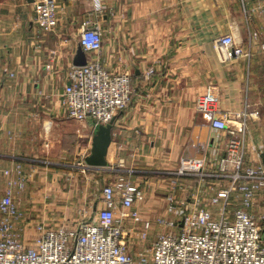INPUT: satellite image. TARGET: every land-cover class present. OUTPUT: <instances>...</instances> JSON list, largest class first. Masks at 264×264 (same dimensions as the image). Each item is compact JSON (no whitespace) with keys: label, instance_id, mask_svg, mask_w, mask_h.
I'll return each mask as SVG.
<instances>
[{"label":"crops","instance_id":"0c3cea01","mask_svg":"<svg viewBox=\"0 0 264 264\" xmlns=\"http://www.w3.org/2000/svg\"><path fill=\"white\" fill-rule=\"evenodd\" d=\"M57 1L58 27L39 41L34 0H0V198L5 169L21 163L31 173L17 196L23 207L32 213L58 204L74 214L100 198L102 183L119 170L142 188L145 213H167L169 171L180 159L203 158L206 169L217 170L224 152V139L195 107L199 94L217 98L220 107L249 112L248 156L262 162L264 14L252 9L257 0ZM88 18L104 29L105 67L129 73L133 92L116 116L107 167L94 172L95 181L82 174L66 180L67 169L44 167L33 157L62 158L67 150L78 151L82 138L88 140L83 153L91 151L96 128L91 120L70 119L74 125L66 130L60 95L80 44V24ZM227 32L250 57L221 60L218 37ZM150 67L154 73L147 77ZM191 182L175 195L191 198L199 186Z\"/></svg>","mask_w":264,"mask_h":264},{"label":"built area","instance_id":"2783aa9c","mask_svg":"<svg viewBox=\"0 0 264 264\" xmlns=\"http://www.w3.org/2000/svg\"><path fill=\"white\" fill-rule=\"evenodd\" d=\"M33 4L40 41L58 27V1L34 0ZM252 9L264 14V0H257ZM77 38L88 54L87 63L71 65L61 101L67 117L91 120L97 128L128 107L132 78L105 67L101 58L104 29L99 20L84 19ZM218 45L223 61L251 54L230 32L218 37ZM153 73L150 67L146 76ZM195 107L224 139V152L218 169L211 172L203 158L180 159L175 173L185 179L199 175L201 181L191 198H174L170 188L165 198L167 213L147 214L142 188L116 167L115 176L102 183L100 198H91L76 213L68 215L58 204L34 208L31 213L17 199L31 173L21 163L5 169L0 264H264V164L248 156L249 112L220 107L218 99L208 94H199ZM90 152L67 163L66 180L81 174L94 180V172L107 167L89 165Z\"/></svg>","mask_w":264,"mask_h":264},{"label":"water","instance_id":"95a60500","mask_svg":"<svg viewBox=\"0 0 264 264\" xmlns=\"http://www.w3.org/2000/svg\"><path fill=\"white\" fill-rule=\"evenodd\" d=\"M87 63V54L82 45L79 44L74 58V65H84ZM114 117L110 122L101 123L96 128L92 137L91 152L86 157V162L91 166L105 167L108 165L107 154L110 144L113 140V129L115 126ZM262 163L264 164V152L262 154Z\"/></svg>","mask_w":264,"mask_h":264},{"label":"rangeland","instance_id":"374dc122","mask_svg":"<svg viewBox=\"0 0 264 264\" xmlns=\"http://www.w3.org/2000/svg\"><path fill=\"white\" fill-rule=\"evenodd\" d=\"M59 12V11H58ZM71 118H69V117H67V116H65V122H66V130H70L71 129V127L70 126H72V125H74V124H72V122H74L73 120H70ZM74 120H76V119H74ZM79 121V120H78ZM52 128V127H51ZM85 138H87V137H85ZM51 139H53L52 138V136H51ZM88 143V140L86 139H84V138H82V140H81V144L80 145H78V148H80L78 151H70V150H67L66 151V155L64 156L63 155V157L62 158H65V161H60L61 160V158H60V156L61 155H50V156H46V155H44V157L43 156H37V157H33V158H35V159H37L38 161V163H40L42 166H50V165H57L58 166V164H56V162L57 161H59V162H64L65 164L64 165H62V164H59V166L58 167H60V168H67V167H69L68 165H67V163H70V162H72V161H75V160H77L80 156H81V154H83V150H85V149H87V144ZM54 156V157H53ZM56 156V157H55ZM58 157V158H57ZM176 169L177 168H173V196H174V198H184V197H177L176 195H175V191H176V189L178 188V187H181V185L184 183V185H183V187H184V189H185V183L186 182H188V180H192V184H194L195 186H196V184H198L199 183V181H201V177L198 175V177L196 176V175H194V176H192L191 178H187L188 180H186L185 179V181H183L184 180V176L183 175H178L177 173H175V171H176ZM211 171H213V170H209V172H211ZM216 171V170H215ZM206 178H208V177H206ZM211 178V179H210ZM210 178H208V179H210V182H215L213 179H215V178H213V177H210ZM169 181H171L170 179H169ZM172 185L171 184H168V188H172L171 187ZM210 186V185H209ZM211 186H212V184H211ZM213 186H215V184L213 185ZM198 187V186H197ZM197 187H195V189H197ZM207 192V191H206ZM208 194H211V190H208ZM205 195H206V193H205ZM168 196V194H166V196L165 197H167ZM190 198V197H189ZM18 200H21V199H23V198H17ZM93 199V198H92Z\"/></svg>","mask_w":264,"mask_h":264}]
</instances>
